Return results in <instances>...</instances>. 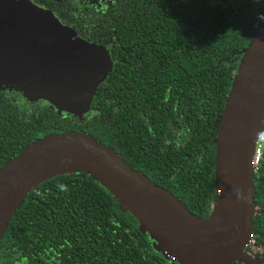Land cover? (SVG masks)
Masks as SVG:
<instances>
[{
  "label": "trees",
  "instance_id": "trees-1",
  "mask_svg": "<svg viewBox=\"0 0 264 264\" xmlns=\"http://www.w3.org/2000/svg\"><path fill=\"white\" fill-rule=\"evenodd\" d=\"M236 3L226 10L218 0H108L99 7L48 0L62 25L107 51L111 68L80 116L0 89V167L46 135L85 133L207 219L217 195L218 121L239 52L264 14V0ZM252 183L251 243L243 251L255 259L264 257V157ZM0 264L177 263L154 249L106 189L72 173L26 194L0 239Z\"/></svg>",
  "mask_w": 264,
  "mask_h": 264
},
{
  "label": "water",
  "instance_id": "water-1",
  "mask_svg": "<svg viewBox=\"0 0 264 264\" xmlns=\"http://www.w3.org/2000/svg\"><path fill=\"white\" fill-rule=\"evenodd\" d=\"M239 56L214 141V201L221 204L215 218L212 211L207 219L196 217L110 148L67 131L33 141L0 167V239L29 191L57 175L84 173L135 219L163 258L177 264H263L264 257L252 259L243 248L254 214L250 161L264 115V19ZM110 68L106 50L80 39L50 11L28 0H0V89L80 116Z\"/></svg>",
  "mask_w": 264,
  "mask_h": 264
},
{
  "label": "built area",
  "instance_id": "built-area-1",
  "mask_svg": "<svg viewBox=\"0 0 264 264\" xmlns=\"http://www.w3.org/2000/svg\"><path fill=\"white\" fill-rule=\"evenodd\" d=\"M263 157H264V115L261 121V127L254 141L252 155H251L250 166L252 168L253 174L256 172V169L258 168ZM249 243H251V235L249 236L248 239V244Z\"/></svg>",
  "mask_w": 264,
  "mask_h": 264
},
{
  "label": "flooded vegetation",
  "instance_id": "flooded-vegetation-1",
  "mask_svg": "<svg viewBox=\"0 0 264 264\" xmlns=\"http://www.w3.org/2000/svg\"><path fill=\"white\" fill-rule=\"evenodd\" d=\"M32 5L36 6L37 8L46 10H48V0H39L40 2H42L43 4H45L47 7H43L42 5L34 2V0H28ZM83 3L85 4H89V5H94V7H99L102 3H104L105 1L108 0H82ZM213 1V0H212ZM218 3L221 4V6L223 8H225L226 10H229V7H232L234 5H236V0H218ZM51 12V11H50ZM54 16V14H52ZM55 17V16H54Z\"/></svg>",
  "mask_w": 264,
  "mask_h": 264
},
{
  "label": "bare ground",
  "instance_id": "bare-ground-1",
  "mask_svg": "<svg viewBox=\"0 0 264 264\" xmlns=\"http://www.w3.org/2000/svg\"><path fill=\"white\" fill-rule=\"evenodd\" d=\"M211 211H212V213H211V217L212 218H215L218 214H219V212H220V209H221V204L220 203H217L216 202V200L213 202V204H212V207H211Z\"/></svg>",
  "mask_w": 264,
  "mask_h": 264
},
{
  "label": "clouds",
  "instance_id": "clouds-1",
  "mask_svg": "<svg viewBox=\"0 0 264 264\" xmlns=\"http://www.w3.org/2000/svg\"><path fill=\"white\" fill-rule=\"evenodd\" d=\"M261 19H264V16L260 17Z\"/></svg>",
  "mask_w": 264,
  "mask_h": 264
}]
</instances>
